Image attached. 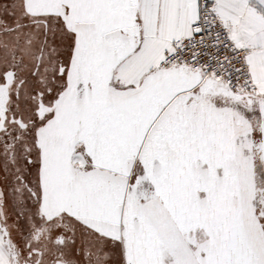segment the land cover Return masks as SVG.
Returning a JSON list of instances; mask_svg holds the SVG:
<instances>
[{
	"label": "snow or ice",
	"instance_id": "6c2138e0",
	"mask_svg": "<svg viewBox=\"0 0 264 264\" xmlns=\"http://www.w3.org/2000/svg\"><path fill=\"white\" fill-rule=\"evenodd\" d=\"M0 264H264V0H0Z\"/></svg>",
	"mask_w": 264,
	"mask_h": 264
}]
</instances>
